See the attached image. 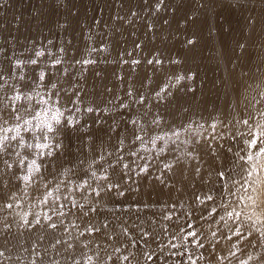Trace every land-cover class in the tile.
<instances>
[{"label": "rangeland", "instance_id": "1", "mask_svg": "<svg viewBox=\"0 0 264 264\" xmlns=\"http://www.w3.org/2000/svg\"><path fill=\"white\" fill-rule=\"evenodd\" d=\"M31 1H36L35 9L38 13L34 11L35 9L33 10L34 12H30V13L29 11L25 12L23 10L17 13L15 7L18 4V2L19 3L22 2L21 0H0V70L3 71L7 79L6 86L3 89H0V97H3L5 94L7 96H11L13 93H12L10 86L15 85L20 91L25 93L27 96L32 97L30 101L24 100V99L20 101H14L16 106L20 107V105L22 104H25V105L31 104L35 106L37 110H39L41 106L37 102L41 99L42 96L44 98H47V93H46L45 88L38 87L36 84H31L29 80V78H32V79L36 78V73L38 69H35L34 66H30L26 63L22 64L21 67L19 68H15L14 67L15 62L18 59L21 61H27L29 58H34L38 60L40 68L49 70V64L51 63V61L55 58H60L62 60V63L50 70L52 73H55V76L53 77V82L57 83L58 88H62L66 90V92L69 95H72V98L78 101V103H76L75 105L68 104L67 103L68 96L65 94V91L60 92V103L61 104L66 105L69 108L79 109V111L74 112L75 117L79 120V124H77L76 128L74 129L68 128L67 130H65L62 136L59 138L61 145H62L61 148L52 157L45 158L44 163L47 165V168L46 169L42 168V171L44 175L48 177L49 180L51 181L48 184L47 189L43 187L42 182H41V187L39 188V190H37L35 186H25L22 180H19L15 176H12L11 173H8L7 175L3 176L4 181L8 184V189H5V198L8 195L9 189H11L12 192L16 193L15 200L13 201L14 207H17V205L18 206L26 205L27 203H29L27 205H31L34 202L33 205H35L36 207L40 208L41 206L42 207L45 206L46 208L44 210L45 212L43 211L42 213H39V214L35 213L34 211L30 212L27 220L31 222L32 227L29 228L28 226L25 225L26 229L24 233H26L27 235H22V234L20 235L21 239L18 245L13 246V245H10L9 243H3V244L0 243V251H4L5 257H10L9 259L0 258V260L3 261V264H31V261L33 258H35L36 264H89L88 257L92 256L93 257L92 264H97V259L94 254L96 252H99L101 258L103 259V264H138L139 254L140 255L143 254V251L138 252V250L143 248L144 246L143 240L145 239V238L141 239V236L143 232H148L149 230L148 222L145 224L142 223L140 217L142 216V213L144 214L146 212H149V210H153V209L158 210L159 208L161 209L163 207L161 206L162 203L158 200V198H156L158 196L157 194H159V188L156 187L155 189V187L150 188L146 186V183L150 180L148 178L149 177L153 178L158 172L157 170L158 164L163 160L162 162H164L163 164L164 170L171 171L172 169H174L176 166L179 165L178 164L179 157L181 156H184L187 158H196V156L199 157L200 153L195 152V151L199 149L202 150L201 144L205 142H209L212 145L211 146L212 148L209 147V152L211 155H214L215 150L221 149L222 147H224V145H226L229 149L234 148L235 150H238L239 154L241 153L245 154L244 152L240 151V149L244 147L241 140L245 138V137L243 138L240 137L241 136L240 133H246V131H248V129L251 127L250 125H252V128H254L255 123L264 124V121H263L264 115H261V113H264V66H263L264 53H262L264 52L263 51L264 50L263 49L264 48V45H263L264 44V40H263L264 39V12H263L264 11V0L260 1L262 3V4L260 3V5L262 6L260 7V10H259L261 17L259 16L258 19L257 17L255 18V16L253 15L257 13V10L255 8L253 9L254 12L252 13L254 14L251 15L252 17L251 22L253 23L250 24L251 26L249 28L250 31L248 30L245 33L246 38L244 37L245 38L244 39V38L239 37V39L237 38L235 40H231L229 44H226L225 46H223L224 42L223 40H220V37L217 36L218 39L217 37H215L216 35H218L217 31H219V29H217V31H215L216 30L215 29L214 30L215 33L214 34L212 33L213 35L211 33L205 34V35H197L193 31L194 30L193 29L192 30L193 32L191 31L190 35H186V37L184 38L182 37L183 40H181V38L178 37V32H179V29L183 25H180V22H179L178 24L180 25V28H179V25L177 28L176 26L177 24L175 23L174 20H172V19L180 20L182 19V16L183 18H190V17L192 18L193 16V18L192 19L190 18V20L192 21L195 18L192 21L194 23L193 24L194 28L196 29L197 28L196 26H199L198 28L201 29L200 27L202 25L204 26V27L202 26V28H205V26L208 25V23H210L208 22L210 18H212L213 20L215 19V21L223 20L224 18L223 16L228 11L224 12L225 9H222L221 11L220 8L216 5L217 2H220V1L224 2L223 0H220V1L218 0H212V1L211 0L209 1L208 0H194L195 2L193 0H189L190 2L188 0H184V1L174 0V2L176 3H174L173 0L170 1V3L168 2V0H164L163 6L164 5L165 6L163 7L161 5L159 11H155L156 10L155 5L158 3V1L155 0L156 3L154 2V4L152 5V8H151L152 10L151 9L146 10L144 13L148 15L147 19L145 20L146 22L145 21L141 22L139 18L141 16L138 17L137 13L133 15L135 19L134 24L136 21V24L134 26L137 32H135L136 30L132 32V34L129 37H126V40L135 39L134 41H136V43L135 42L133 43V47L136 44L137 46L134 48L136 50H139L138 51L139 53L133 52L134 49L131 48L132 50L131 49L125 50V55H124V52H121L122 45L120 46L121 47L120 48L118 44L116 45L110 44L112 40H107V39H110V37H108V34L112 32V35L114 36V38L113 37L112 38L116 40L115 42L120 41L122 39V33L120 30H115L113 28L110 29L111 24H112L111 22L115 21V19L113 20L110 17H108L109 15L106 13V10L105 12L104 10L92 11L91 12L92 16H90V20L88 19V21L82 23V25L78 28L79 30L75 29L73 30L74 32L73 31L69 32V31L60 30L58 25L56 23H53L52 21L49 23L48 18H50V13L54 10H57L59 8L61 9L64 8L65 10L69 8L71 4V0H41V1L40 0H30V2ZM38 1L42 2V4L39 3ZM109 1H113V0H109ZM166 1L167 3H169V5L166 3ZM235 1L238 2L239 7L244 5L243 7H248V9H251V10L254 7V5L257 4L256 2L255 4H253L254 1L252 0H250L251 2H246L249 0H246L243 2L242 0H235ZM199 2L201 5L199 4ZM32 3H35V2H32ZM195 3H197L199 6H197ZM210 3L211 4L213 3V4L211 5ZM187 4L189 7L187 6ZM190 4H192L193 6L196 5L197 7L195 6L194 8ZM41 5H44V6H41ZM207 5L209 6L207 7ZM210 7H212V9ZM216 7L219 11H216L217 10ZM239 7L235 5V8L233 9L238 11L240 9ZM191 8L193 9V11L191 10ZM178 9L180 10L181 14ZM182 10L185 12L183 13ZM173 11L174 12L176 11V12L174 13ZM206 11L207 13H205ZM194 12L195 14L196 13L197 14L195 15ZM185 13H186V17H184ZM187 13L191 15L189 16L187 15ZM230 13L235 15V13L233 12H230ZM77 14L80 15L79 13H76V16H78ZM170 14L171 15L175 14V15L171 16ZM211 14H212V17H211ZM44 15H46V17ZM154 16L155 18L157 16L158 17L155 19ZM200 16L202 17V20L204 19L203 21L200 20L201 19ZM149 17L151 18V20ZM23 18L27 20V27L25 28L20 25L21 21L24 20ZM168 18H170L171 20L170 19L168 20ZM125 20L126 19L124 17L118 15L116 17V22L117 21L119 22H117L116 24L120 26V24L124 23ZM152 21L154 22V24ZM164 21L166 22L164 23ZM171 22L172 24H170ZM40 23H42L43 25L45 24L48 27V29L46 30L43 27H41L42 25H40ZM159 24H162L163 26V33L160 37L161 39L159 40H163L164 44L166 43L169 44L173 40V41H176L175 45L178 44L177 46L180 45V46L186 47L187 49H190L191 47V50L195 51L194 54L199 53L204 49V51L202 52H205L206 50L207 52L210 51L211 53L217 51V53L219 54V51H220L221 55L219 54L218 55L219 57L216 58V59L219 58L218 60H216L215 62L212 61V63L214 62L213 63L214 65L211 62H205L203 64V62L200 61L201 63L199 62L200 64L196 66H200L201 69L199 68L196 71L192 69L190 70L189 69L190 67H188L187 62L185 61H183L182 63L180 62L179 66L182 67L183 65V68L187 70L186 71L187 73L184 76V78L188 76L185 79L179 80V82L177 81L175 82L176 87L181 89L180 92L179 93H176L175 91L170 92L168 93L169 96L167 94V95L162 96V98L156 97L154 100V103H148L146 101L147 93L146 92L140 93L138 91V88L141 86V84H143L142 81L141 83L139 82V79L140 80L142 79V73H143V71H140L142 70L141 68H143L144 66H146V68L150 66L151 67L154 66L155 68L153 67L152 68L158 70L157 72H154V73L162 76L161 78H159V81L161 80L160 83H157L156 81L155 83L154 81H152V82H149V84L144 87V89H147L152 94L158 90V88L160 87L159 85L164 84V83L166 85L170 83L169 79L163 77V71H164L163 69L167 66H170L171 60H173V57H176V56L178 57V52L176 51L175 48L173 49V47L172 49L163 48L164 50L166 49L168 51L167 52L165 50L167 55L165 54L164 51H162L163 49L160 52L158 49L156 50L155 48L153 49L152 46L144 47V45H142L143 47H140L141 44H139V40H140L139 30L143 29L148 32L149 31L156 32V30H158L159 28L158 26ZM107 25L109 26V28L107 27ZM170 26H172L173 28H171ZM174 28L176 29L174 30ZM171 29L175 32H173ZM251 29L253 30L251 31ZM117 33L119 34L116 37ZM209 35L213 37H210ZM170 36L171 38H174V39H171ZM204 36H207L208 40ZM165 37L168 38V40ZM202 38H204L203 40H206V41H202ZM176 39H178L179 41ZM189 39L193 40L194 43L188 44L187 41ZM217 42L218 44H216ZM254 42L258 44L256 45ZM222 46L226 48H223ZM255 46H259V48L258 47L256 48ZM60 49H64V51L60 52L59 51ZM117 49H120L121 51ZM214 49L216 50L214 51ZM36 51L45 52V56L36 57L35 56ZM155 51L157 52L155 53ZM221 51L222 52L224 51V52L222 53ZM175 52L177 53V55ZM112 53L114 56L112 55ZM120 54L121 56H119ZM194 54H192V56L190 55L192 59L188 57V59L190 60V62L188 61L189 63L195 64V61L196 63H198L195 58L196 56H194ZM223 54H225L226 57L229 55L227 58L225 57L226 61L224 59L225 55ZM258 55L259 56L261 55V56L259 57ZM229 57L231 59H229ZM105 58L107 61L105 60ZM254 58L256 60H254ZM78 60H86V61H90V63L77 64L75 61H78ZM134 60L138 61V63H132V61ZM149 60L153 61V63L149 64L147 62ZM157 60L161 61L162 63H156ZM219 60L220 61L223 60L221 61L222 63L221 66L223 68L220 66L221 63ZM231 61L233 62V64L228 63ZM252 61L256 62L257 64L256 63L254 64V62ZM201 64H203L204 66ZM229 65L232 67L229 68ZM233 66L235 69L233 68ZM210 67L214 68L215 70L213 71H217L218 73L214 72L215 74L212 73V74L206 75L208 70H210L209 69ZM218 67L221 69H219ZM245 67L247 68L245 69ZM64 69H67V75L62 74V71ZM134 73L135 74L137 73V74L134 76ZM203 74H205V76ZM218 74L221 78L216 76ZM21 75L25 77L24 80L19 79ZM198 75L201 77H199ZM213 75L215 76V78ZM246 75L248 76L251 75V76L248 78ZM257 75H259L261 78ZM240 76L241 77L246 76L248 80H251V82L249 81L250 82L249 84L253 85L252 92H251L252 96L251 98H249V101L247 103L246 102L243 103L245 105L240 103V101L237 99L239 93L237 94L236 91L238 88L237 92H239V86H236L238 83V81L236 80L241 78ZM199 80L203 83H201ZM226 80L228 82H226ZM233 80L235 81L233 82ZM212 81H213V84H212ZM26 83L29 84V87H24ZM212 85H215V86H212ZM229 87L231 89H229ZM200 88L202 91L200 90ZM231 91L233 95L231 94ZM76 93H78V95H75ZM129 93H131V95H129ZM191 94L194 96H192ZM201 94H204V95H201ZM187 95H189L188 97L192 96L193 98L198 99V100H195L193 104L189 103L187 101V99H189L188 97H186ZM201 96L203 97V99ZM141 97H143L144 99L143 103L139 102L141 100ZM230 97H232V99ZM233 97L236 100V102L234 101ZM178 98H181V99H178ZM230 99H231L230 101L231 104H229ZM168 100L170 101L171 104L167 102ZM226 100L228 101L227 104H226L227 102ZM232 102H233V105L235 104L237 106L235 105L233 106ZM0 103L12 104L13 101L3 100V101H0ZM239 103L240 105H242V107L240 106V109H239ZM259 104L260 106H258ZM48 107L51 108L53 107V105L50 104ZM88 107L93 108L94 111L93 112L85 111V109ZM224 107L225 108L227 107L226 108L227 110ZM217 109L219 110L220 115ZM61 110L63 111V109ZM257 111H259V114L257 113ZM224 112L227 115L224 114ZM20 114L25 119H30V116L27 113H25L23 110H21ZM233 114H236L234 115L235 117L233 116ZM221 117H224V118L221 119ZM243 119H249L248 126H245L242 123L238 122V121H242ZM132 120L137 121V124L132 125L131 124ZM153 120H159V123L153 124L152 123ZM33 123L35 124V121H33ZM221 124L223 127L221 126ZM212 125H215L214 129L211 127ZM236 125L238 126V129H236L237 128ZM237 131H239V133ZM134 132L138 133L139 135L143 137V142L136 141L134 144L132 143ZM175 132H178L179 136L174 135L173 133ZM24 135L26 139L30 140V142L32 143L38 142V141L31 140V138L29 137L27 133H24ZM155 137H163L164 139L157 140L154 146L152 144V140ZM239 139H241L240 140L241 142L239 141ZM121 140L123 141V143H119V141ZM239 142L242 144L240 145ZM82 144H85V145H82ZM161 148H163L164 151H160ZM17 150L21 152V155L25 154L24 149H17ZM131 152H135L136 155L135 156L131 155ZM108 153H112V155H108ZM189 153H191V155H189ZM120 155H123V161L121 162V164H128L129 168L122 169L121 165H117L115 176L113 177V179H119L122 172H127L128 174L126 177L127 182H125L124 180H121L120 181L121 188L119 190L113 189L111 193L102 191L101 197L95 198L96 200L99 201V204L97 207V211L94 214H98L101 212L104 213L105 211L103 218L99 220L100 222L97 223V225L95 226L99 227V225L102 226L103 224L106 223L109 226L110 231L103 236L99 233L88 235V233L85 232V229L89 226L90 223L86 222L82 218L76 221V223L71 222L73 216L80 211L78 210V207L73 208L72 203L70 201L74 200L77 202L78 205L85 204L86 208L88 205H92L96 207L97 205L94 203L93 197L87 196L88 198L87 200H85L84 197L87 195V191L77 190L76 186L81 183L82 177L84 179H88L89 184H92L93 186L97 185L96 181L89 179L88 177L85 176V173H84V169L88 168V165L92 163L94 158L98 161V163L93 165V169H99L100 165L102 164L103 168L106 169L111 174L112 169L109 168V163L111 162L115 164ZM168 155H175L176 161L174 163L172 162L166 163L164 159ZM101 156H103V159H100ZM7 158L9 160V163H12L14 166L13 171H16V162L20 157H17L15 154H13ZM80 159L84 161L83 164L80 163L81 162ZM144 165L148 166V169H149L148 173L140 172V168L143 167ZM165 165H169L170 167L166 168ZM69 169H71L70 172L68 171ZM25 172H26V168L22 167L21 170L17 173V175L22 177L25 174ZM52 174H57L58 178L53 180ZM99 174L100 172L98 171V175ZM261 175L264 176V173H262ZM99 183H103V181ZM235 187L237 188V190H235L236 188H233V193L235 192L234 193L235 197L232 203L231 211L235 210L241 213L240 222L241 223L247 222L248 216H252L253 219H255L257 216L264 219V203H260L258 201L256 206L252 205L251 201L247 200V194L240 187V184H237ZM47 191H51L52 195L47 196L48 203H44L43 200L46 196ZM119 191H123L124 195H119L118 194ZM224 196L226 197L227 195H223L222 199H224ZM65 197H67L68 199L66 200ZM242 197L243 199H241ZM149 198L151 199L149 200ZM61 205H63V207H61ZM69 209H71V211H69ZM8 210H11V209H3L0 211L1 218L7 213ZM60 212H63L65 215L63 216L59 215ZM135 213L140 214L139 215L140 217L138 215L136 216ZM94 216L95 215H93V217ZM46 217H51V220L46 219ZM36 219L40 220V224L38 225L36 224ZM124 221L125 222L132 221V225L125 226V227L118 225ZM50 223H56L58 227L53 229L49 227ZM226 224L229 228L225 230L223 234L226 236L234 237L233 233L235 231V225H234L233 220L229 219L228 216H227ZM125 228L128 229V232L130 236L132 237V239L136 241L135 247H131L130 242H129V237L124 234ZM229 229H232V230L230 231ZM82 232H84V235H81ZM216 233L217 235L214 238L215 239L214 245L220 244L222 242V235H220L219 232H216ZM29 234L35 235L36 237H33L32 239H25V238L31 237ZM2 235H0V238L4 237ZM245 235H247V231H245ZM108 236H111L112 239L109 240L107 238ZM250 237L251 236L243 240H248L250 239ZM200 239L207 240V238L205 239V236H201ZM57 241H60V243H57ZM176 241L177 242L175 243L178 244L180 240L177 239ZM202 242L204 243L205 247L195 248V246L191 243L180 241L178 245L182 243L184 244L183 245L184 247L182 248L180 247L178 249L173 248L174 250L172 251V253H176V254L173 255L171 253V256H170L171 264H174V263L175 264H178V263L185 264V262L186 264H189L188 262L189 254L193 257V259H195L196 256L198 255L197 256L198 258H196V264H200V263L202 264L203 262L198 261L199 255L203 256L205 253L204 251L206 250V242L204 241ZM68 244H72L73 247L68 248ZM97 244L100 245L99 248H97ZM186 244H188V246H186ZM115 247H120L121 251L115 252L113 250ZM223 247L227 249V251L219 252L218 256H219V260L221 261L226 260L228 261L227 262L228 264H242V262H245V261L247 262V264H260V261L255 259V257L258 256L257 253H254V254L246 253L245 248L241 247L240 245H237L235 247L233 246L230 247L224 244ZM33 248L36 249V251L39 253V256H35V257L33 256L32 254ZM184 248L185 249L188 248L187 251H185ZM102 249H106V251ZM179 251L180 252L185 251L186 253L184 254V256H180ZM129 252L134 254L130 257V261L123 260V255H128ZM108 255L112 256L111 260H108L107 258ZM249 255L253 256L254 259L249 261L248 260ZM172 258H173V261H172Z\"/></svg>", "mask_w": 264, "mask_h": 264}, {"label": "bare ground", "instance_id": "2", "mask_svg": "<svg viewBox=\"0 0 264 264\" xmlns=\"http://www.w3.org/2000/svg\"><path fill=\"white\" fill-rule=\"evenodd\" d=\"M22 2H18V4L16 5L15 9H16V12H20L21 10L25 11V12H34L36 11V1H31L30 0H21ZM41 1V0H40ZM38 1L39 3L42 4V2ZM158 1V0H156ZM170 1L172 0H168V2L170 3ZM184 1V0H183ZM182 1V2H183ZM189 1V0H188ZM194 1V0H193ZM209 1V0H208ZM212 1V0H211ZM220 1V0H218ZM224 2L220 1V2H215L216 5L220 8V10L222 11V9H225L224 12L228 11L222 18L223 20L221 21H215V19L213 20L212 18H210V20L208 22V25L205 26V28H202V26L200 27L201 29H199L198 27L199 26H196L197 28L195 29L194 26H193V19L192 21L190 20V18H183L182 16V19L180 20H176V19H172L175 21V24L178 28V23L180 22V25H183L181 28H180V25H179V32H178V37L181 38V40H183L184 37H186V35H190L191 34V31L193 30L195 32V34L197 35H205V34H214L215 31H217V29H219L218 32V35H214L215 37H220V40H223V46H225L226 44H229V42L231 40H235V39H239V37L241 38H244L245 37V33L246 31L249 30V28L251 27L250 24L253 23L251 22V15L254 14L252 12H254V8L257 10V13H255L253 16H255V18L258 17L261 15L260 14V7L262 5H260V1L261 0H252L254 1L253 4H255V2L257 3L256 5H254V7L251 9H248V7H243L244 5H242L241 7H239V4L238 2H236L235 0H223ZM243 1H246V0H242ZM32 2H35V3H32ZM37 2V3H38ZM155 0H147V2H145V0H113V1H109V0H71V4H70V7L65 9H57V10H54V11H50V18L49 19V23L52 21L53 23H56L59 27L60 30H63V31H69V32H72L73 30L75 29H78L82 23L88 21V19L90 20V16L91 15V12L92 11H102L106 10V13L109 15L108 17H110L111 19H115V21H110L112 24H111V27L110 29H115V30H120L121 33H122V39L120 41H117L115 42L116 40L113 39L114 36L112 35V32H110L108 34V37H110V39H107V40H112V42L110 44L112 45H116L118 44L119 47L122 45V51L120 49H117V50H120L121 52H124V55H125V50L126 49H131L133 48L135 53H139L138 51L139 50H136L134 47H136L137 45L135 44V46L133 47V43L136 41L132 40H126V37H129L132 32H134L136 29H135V24H136V21H135V24H134V17H133V13H137L138 17L140 18L141 22L142 21H145L148 17L147 14H144L146 10H149L152 8V5L154 4ZM174 2V0H173ZM181 2V3H182ZM186 2V1H185ZM190 2V1H189ZM188 2V3H189ZM192 2V1H191ZM195 2V1H194ZM198 2V1H197ZM202 2V1H201ZM241 2V1H239ZM246 2H251L250 0L249 1H246ZM46 3V2H45ZM156 3V2H155ZM167 3V1H166ZM165 3V4H166ZM169 3H167L169 5ZM176 3V2H174ZM173 3V4H174ZM204 3V2H203ZM172 4V3H171ZM185 4V3H184ZM183 4V5H184ZM197 6H199L197 3H195ZM200 4V2H199ZM211 4V3H210ZM213 4V3H212ZM211 4V5H212ZM242 4V3H241ZM248 4V3H247ZM252 4V3H251ZM262 4V3H261ZM40 5V4H39ZM179 5V4H178ZM192 5V4H190ZM194 5V3H193ZM192 5V6H193ZM195 5V6H196ZM201 5V4H200ZM235 5H237L240 9L236 11L235 9ZM38 6V5H37ZM41 6H44V5H41ZM163 6V4H162ZM165 6V5H164ZM163 6V7H164ZM171 6V5H170ZM173 6V5H172ZM181 6V5H180ZM188 6V4H187ZM186 6V7H187ZM195 6H193L195 8ZM196 6V7H197ZM204 6V5H203ZM209 5H207L208 7ZM215 6V5H214ZM247 6V5H246ZM250 6V5H248ZM40 7V6H39ZM65 7V6H64ZM185 7V8H186ZM189 7V6H188ZM184 8V7H183ZM199 8V7H198ZM201 8V7H200ZM212 9V7H210ZM35 9V10H34ZM167 9V8H166ZM174 9V8H173ZM181 9V8H180ZM188 9V8H187ZM205 9V8H203ZM217 9V7H216ZM232 9V10H231ZM263 9V8H261ZM34 10V11H33ZM152 10V9H151ZM150 10V11H151ZM170 10V9H169ZM177 10V8H176ZM179 10V9H178ZM191 10L193 11V9L191 8ZM190 10V12H191ZM196 10V9H195ZM201 10V9H200ZM208 10V8H207ZM156 11V10H155ZM172 11V10H171ZM183 11V10H182ZM203 11V10H202ZM213 11V10H212ZM216 11H219L218 9ZM215 11V12H216ZM220 11V12H221ZM37 12V11H36ZM174 12V11H173ZM176 12V11H175ZM174 12V13H175ZM180 12V10H179ZM185 11H183L184 13ZM189 12V11H188ZM189 12V13H190ZM204 12V11H203ZM214 12V11H213ZM212 12V13H213ZM219 12V14H220ZM230 12H233L235 13V15H233L232 13ZM264 12V11H263ZM38 13V12H37ZM47 13V12H46ZM76 13H79L80 15L76 16ZM168 13V12H167ZM178 13V12H177ZM193 13V12H192ZM201 13V12H200ZM207 13V11L205 12ZM23 14V13H22ZM36 14V13H35ZM43 14V13H42ZM45 14V13H44ZM153 14V13H152ZM181 14V12H180ZM195 14V12H194ZM197 14V13H196ZM195 14V15H196ZM199 14V13H198ZM215 14V13H214ZM222 14V13H221ZM232 14V15H230ZM122 16L124 17L126 20V22L124 21V23L120 24V26H118L116 23L119 22L117 21L116 22V17L117 16ZM171 15V14H170ZM169 15V16H170ZM175 15V14H173ZM171 15V16H173ZM178 15V14H177ZM187 15H189L187 13ZM191 15V14H190ZM189 15V16H190ZM193 15V14H192ZM46 17V15H44ZM152 16V15H151ZM179 16V15H178ZM203 16V15H202ZM205 16V14H204ZM214 16V15H213ZM217 16V15H216ZM27 17V16H26ZM25 17V19H26ZM44 17V18H45ZM107 17V16H106ZM107 17V18H108ZM158 17V16H157ZM156 17V18H157ZM161 17V16H160ZM177 17V16H176ZM186 17V13H185V16ZM195 17V16H194ZM201 17V16H200ZM211 17H212V14H211ZM218 17V16H217ZM261 17V16H260ZM43 18V19H44ZM150 18V17H149ZM155 18V16H154ZM155 18V19H156ZM171 18V17H170ZM168 18V20L170 19ZM180 18V17H178ZM193 18V16H192ZM191 18V19H192ZM199 18V17H198ZM214 18V17H213ZM254 18V19H255ZM24 19V18H23ZM22 20L21 21V26L22 27H27V20ZM110 19V20H111ZM121 19V18H120ZM160 19V18H159ZM162 19V18H161ZM261 19V18H260ZM47 20V19H46ZM139 20V19H138ZM139 20V21H140ZM151 20V18H150ZM158 20V19H157ZM167 20V21H168ZM171 20V19H170ZM197 20V19H196ZM199 20V19H198ZM202 20V17L201 19ZM204 20V19H203ZM202 20V21H203ZM44 21V20H42ZM108 21V19H107ZM109 22V23H110ZM146 22V21H145ZM151 22V21H150ZM153 22V21H152ZM160 22V21H159ZM166 21H164L165 23ZM170 22V21H169ZM200 22V21H199ZM198 22V23H199ZM206 22V21H205ZM204 22V23H205ZM138 23V22H137ZM197 23V22H196ZM207 23V22H206ZM205 23V24H206ZM48 24V23H47ZM142 24V23H141ZM146 24V23H144ZM154 24V22H153ZM163 24V23H162ZM162 24H159V28L158 30H156V32H152V31H145L143 29H140L139 30V44L140 47H143L142 45H144V47L146 46H152L153 49L155 48L158 49L160 52L163 48H168V49H173L175 48L176 51L178 52V57H173V60H171V64L170 66H167L165 67L163 70V77L164 78H167L170 80V83L166 84H161L159 85L160 87L158 88L157 91H155V93H150L147 89H144V87L146 85L149 84V82H152V81H156L157 83H160L159 81V78H161L162 76L159 75V74H155L154 72H157L158 70L157 69H153L155 68L154 66H150L148 68H146V66H144L143 68H141L142 70L140 71H143L142 73V79L140 80L139 79V82L143 84H141V86L138 88V91L140 93H144L146 92L147 95V99L146 101L148 103H154V100L156 97H161L164 96V95H167L168 93L170 92H173L175 91L176 93H179L181 89H179L178 87H176V84L175 82L177 81V77L178 76H185L186 75V69L183 68V65L182 67H180V62L182 63L183 61L187 62V65L188 67H190L189 69L191 70H198L200 68V66H196L198 64H200L201 62H203V64L205 62H211L212 61H216L218 59H216L217 57H219L218 55L220 54V51H219V54L217 53V51H215L216 49H214L215 52H207V50L205 52H202L204 51V49L199 52V53H195L194 54V50H191V47L190 49H187L186 47H183V46H177L175 45L176 41H173L169 44H164L163 40H159L161 39V35L163 33V26ZM172 24V22L170 23ZM203 24V23H202ZM40 25H42L41 27H43L44 29H48V27L42 23H40ZM50 25V24H49ZM152 25V24H151ZM197 25V24H196ZM137 26V25H136ZM146 26V25H145ZM169 26V25H168ZM30 27V26H29ZM57 27V26H56ZM57 27V28H58ZM107 27L109 28V26L107 25ZM154 27V25H153ZM166 27V26H164ZM171 28H173L172 26H170ZM204 27V26H203ZM258 27V26H257ZM141 28V27H140ZM152 28V27H151ZM157 28V27H156ZM169 28V27H168ZM259 28V27H258ZM149 29V28H148ZM161 29V30H160ZM176 28H174L175 30ZM216 29V30H215ZM58 30V29H57ZM79 30V29H78ZM114 30V31H115ZM151 30V29H150ZM155 30V28H154ZM153 30V31H154ZM167 30V29H166ZM165 30V31H166ZM172 30V29H171ZM215 30V31H214ZM253 29H251L252 31ZM173 31V30H172ZM171 31V32H172ZM178 31V30H177ZM176 31V32H177ZM192 31V32H193ZM250 31V30H249ZM60 32V31H59ZM74 32V31H73ZM137 32V30L135 31ZM170 32V31H168ZM167 32V34H168ZM175 32V31H173ZM172 32V33H173ZM262 32V31H261ZM260 32V33H261ZM258 33V34H260ZM114 34V33H113ZM119 33H117L116 37L118 36ZM165 34V35H167ZM176 34V33H175ZM194 34V35H195ZM212 34V35H213ZM217 34V33H216ZM58 35V34H57ZM135 35V34H134ZM164 35V34H163ZM193 35V33H192ZM262 35V34H261ZM103 36V35H102ZM176 36V35H174ZM210 36V35H209ZM255 36V35H254ZM55 37V36H54ZM74 37V36H73ZM107 37V38H108ZM113 37V38H112ZM120 37V35H119ZM167 37V36H166ZM165 37V38H166ZM173 37V35H172ZM183 37V38H182ZM189 37V36H188ZM200 37V36H199ZM203 37V36H202ZM207 38V36H204ZM210 37H213V36H210ZM217 37V39H218ZM251 37V36H250ZM26 38V37H25ZM94 38V37H93ZM106 38V37H105ZM134 38V37H133ZM137 38V37H136ZM163 38V37H162ZM171 38V36H170ZM240 38V39H241ZM246 38V37H245ZM244 38V39H245ZM260 38V37H259ZM119 39V38H118ZM168 40V38H166ZM171 39H174V38H171ZM204 38H202V41H206V40H203ZM214 39V38H213ZM243 39V40H244ZM248 39V38H247ZM256 39V38H255ZM165 40V39H164ZM170 40V39H169ZM178 40V39H176ZM201 40V39H200ZM208 40V38H207ZM251 40V39H250ZM258 40V38H257ZM256 40V42H257ZM264 40V39H263ZM262 40V41H263ZM171 41V40H170ZM179 41V40H178ZM219 41V40H218ZM110 42V41H109ZM209 42V41H208ZM212 42V41H210ZM216 42V41H215ZM242 42V41H241ZM178 43V42H177ZM186 43V42H185ZM247 43V42H246ZM255 43V42H254ZM138 44V45H139ZM208 44V43H207ZM215 44V43H214ZM218 44V42L216 43ZM220 44V43H219ZM243 44V43H242ZM251 44V43H250ZM256 45L258 43H255ZM254 44V45H255ZM261 44V43H260ZM264 45V44H263ZM216 46V45H214ZM219 46V45H218ZM221 46V45H220ZM222 46V47H223ZM252 46V45H251ZM139 47V48H140ZM151 47V48H152ZM204 47V46H203ZM228 47V46H227ZM256 48L259 46H255ZM262 47V46H261ZM112 48V47H111ZM121 48V47H120ZM150 48V50H151ZM213 48V47H212ZM219 48V47H218ZM223 48H226V47H223ZM247 48V47H246ZM106 49V48H105ZM146 49V48H145ZM148 49V48H147ZM193 49V48H192ZM195 49V48H194ZM206 49V48H205ZM222 49V48H221ZM220 49V50H221ZM232 49V48H231ZM264 49V48H263ZM115 50V49H113ZM132 50V49H131ZM166 50V49H165ZM164 49L162 51L165 52V54L167 55L166 51ZM260 50V49H258ZM257 50V51H258ZM154 51V50H153ZM175 51V50H174ZM213 51V50H212ZM245 51V50H244ZM264 51V50H263ZM120 52V53H121ZM157 51H155L156 53ZM168 52V51H167ZM172 52V51H171ZM198 52V51H196ZM222 52V51H221ZM224 52V51H223ZM222 52V53H223ZM262 52V51H261ZM119 53V52H118ZM163 53V52H162ZM161 53V54H162ZM173 53V52H172ZM176 53V52H175ZM242 53V51H241ZM264 53V52H262ZM261 53V54H262ZM192 54H194V56H196V60L198 63H196L195 61V64L194 63H189L190 60L188 59V57H190V55L192 56ZM226 54V53H225ZM223 54V55H225ZM232 54V53H231ZM256 54V53H255ZM258 54V52H257ZM256 54V55H257ZM113 55V53H112ZM164 55V54H163ZM173 55V54H172ZM175 55V54H174ZM177 55V53H176ZM189 55V56H188ZM221 55V54H220ZM248 55V54H247ZM255 55V56H256ZM110 56V55H109ZM114 56V55H113ZM112 56V57H113ZM116 56V55H115ZM121 56V54L119 55ZM154 56V55H153ZM229 56V55H228ZM227 56V57H228ZM259 56V55H258ZM261 56V55H260ZM259 56V57H260ZM223 57V56H221ZM226 55L224 56V59H225ZM226 57V58H227ZM263 57V56H262ZM116 58V57H115ZM114 58V59H115ZM145 58V57H144ZM256 58V57H255ZM254 58V60H256ZM258 58V57H257ZM108 59V58H107ZM117 59V58H116ZM119 59V58H118ZM160 59V58H159ZM167 59V58H166ZM172 59V58H171ZM190 59H192L190 57ZM194 59V58H193ZM223 59V58H222ZM229 59H231L229 57ZM106 60V58H105ZM260 60V59H258ZM263 60V59H262ZM261 60V62H262ZM107 61V60H106ZM112 61V59H111ZM189 61V62H188ZM193 61V60H192ZM201 61V62H200ZM220 61V60H219ZM223 61V60H221ZM220 61V63H221ZM226 61V59H225ZM236 61V60H235ZM148 62V61H147ZM200 62V63H199ZM213 62V63H214ZM254 62V61H252ZM103 63V62H102ZM212 63V64H213ZM218 63V62H217ZM219 63V64H220ZM227 63V62H226ZM228 63H232L233 62H228ZM238 63V62H237ZM256 62H254L255 64ZM260 63V62H259ZM201 64V65H203ZM239 64V63H238ZM252 64V63H251ZM257 64V63H256ZM107 65V64H106ZM186 65V63H185ZM184 65V66H185ZM214 65V64H213ZM211 65V66H213ZM222 65V63L220 64V66ZM235 65V64H234ZM237 65V64H236ZM253 65V64H252ZM204 66V65H203ZM207 66V65H206ZM209 66V64H208ZM228 66V64H227ZM246 66V65H245ZM251 66V65H250ZM259 66V65H258ZM263 66H264V62H263ZM187 67V66H186ZM198 67V68H197ZM217 67V66H215ZM222 67V66H221ZM225 67V65H224ZM232 67L229 65V68ZM238 67V66H237ZM236 67V68H237ZM252 67V66H251ZM219 68V67H218ZM223 68V67H222ZM228 68V69H229ZM234 68V66H233ZM247 67H245L246 69ZM253 68V67H252ZM261 68V66H260ZM259 68V69H260ZM162 69V68H161ZM201 69V68H200ZM204 69V68H203ZM208 69V68H206ZM210 70H208L207 74L206 75H209V74H212L214 72H217V71H213L215 70L214 68H209ZM221 69V68H219ZM235 69V68H234ZM244 69V70H245ZM255 69V68H254ZM126 70V68H125ZM160 70V69H159ZM217 70V68H216ZM252 70V69H251ZM250 70V71H251ZM263 70V68H262ZM202 71V70H200ZM207 71V70H206ZM204 71V72H206ZM213 71V72H212ZM227 71V69H226ZM232 71V70H231ZM238 71V70H237ZM257 71V70H256ZM162 72V71H161ZM190 72V71H189ZM188 72V73H189ZM193 72V71H192ZM198 72V71H197ZM203 72V73H204ZM224 72V71H223ZM235 72V71H234ZM241 72V71H240ZM247 72V71H246ZM259 72V71H258ZM127 73V72H126ZM132 73V72H131ZM139 73V72H138ZM218 73V72H217ZM216 73V74H217ZM242 73V72H241ZM137 74V73H136ZM134 73V76L136 75ZM215 74V73H214ZM226 74V72H225ZM232 74V73H231ZM247 74V73H246ZM251 74V73H249ZM262 74V73H261ZM259 74V75H261ZM100 75V74H99ZM205 76V74H203ZM257 75V76H259ZM97 76V75H96ZM199 76V75H198ZM214 76V75H213ZM212 76V77H213ZM218 77V75H216ZM226 76V75H224ZM248 78L251 76H248L246 75ZM246 76H240L241 78L237 79L236 81H238L237 85L236 86H239V92L238 91V88H237V91L236 93L238 95V100L240 101V103H244V102H248L249 101V98H251V92H252V86L251 84H249L251 82V80H248V78ZM255 76V75H254ZM91 77V76H90ZM188 77V76H187ZM185 77V78H187ZM201 77V76H199ZM203 77V76H202ZM209 77V76H208ZM223 77V76H222ZM236 77V76H235ZM234 77V78H235ZM253 77V76H252ZM260 77V76H259ZM99 78V77H98ZM141 78V76H140ZM184 78V79H185ZM210 78V77H209ZM215 78V76H214ZM221 78V77H220ZM227 78V77H226ZM257 78V77H256ZM261 78V77H260ZM108 79V78H107ZM211 79V78H210ZM219 79V78H218ZM251 79V78H250ZM253 79V78H252ZM86 80V79H85ZM91 80V78H90ZM100 80V79H99ZM131 80V79H130ZM209 80V79H208ZM215 80V79H214ZM217 80V79H216ZM232 80V78H231ZM254 80V79H253ZM96 81V80H95ZM198 81V80H197ZM200 81V80H199ZM210 81V80H209ZM235 80H233L234 82ZM250 81V82H249ZM260 81V80H259ZM97 82V81H96ZM155 82V83H156ZM201 82V81H200ZM199 82V83H200ZM207 82V80H206ZM226 82H228L226 80ZM255 82V81H254ZM257 82V81H256ZM261 82V81H260ZM198 83V84H199ZM203 83V82H201ZM211 83V82H209ZM225 83V82H223ZM235 83V84H236ZM258 83V82H257ZM256 83V84H257ZM207 84V83H206ZM212 84H213V81H212ZM229 84V83H228ZM263 84V83H262ZM135 85V84H134ZM151 85V84H150ZM179 85V84H178ZM230 85V84H229ZM227 85V86H229ZM233 85V84H232ZM231 85V86H232ZM251 85V86H250ZM206 86V85H205ZM212 86H215V85H212ZM230 86V87H231ZM255 86V85H254ZM260 86V85H259ZM126 87V86H125ZM203 87V86H202ZM201 87V88H202ZM208 87V85H207ZM210 87V86H209ZM229 87V89H231ZM200 88V90H201ZM206 88V87H205ZM228 88V87H227ZM163 89V91H161ZM203 89V88H202ZM210 89V88H209ZM228 89V90H229ZM263 89V87H262ZM147 90V91H145ZM214 90V89H213ZM233 90V89H232ZM235 90V89H234ZM134 91V90H133ZM136 91V90H135ZM137 91V92H138ZM185 91V90H184ZM202 91V90H201ZM212 91V90H211ZM259 91V90H258ZM257 91V92H258ZM157 92H160V96H156V93ZM208 92V91H207ZM224 92V91H223ZM230 92V91H229ZM235 92V91H233ZM255 92V91H254ZM145 93V94H146ZM184 93V92H183ZM197 93V92H196ZM195 93V94H196ZM204 93V92H203ZM210 93V92H209ZM214 93V92H213ZM219 93V92H218ZM263 93V92H262ZM182 94V93H181ZM180 94V95H181ZM194 94V93H193ZM231 94H232V91H231ZM236 94V95H237ZM261 94V93H260ZM177 95V94H175ZM192 95V94H191ZM201 95H204V94H201ZM233 95V94H232ZM235 95V96H236ZM255 95V94H254ZM169 96V94H168ZM174 96V95H173ZM189 95H187L186 97H188ZM194 96V95H192ZM188 97L189 99H187V101L189 103H194L195 100H198V99H195L193 97ZM206 96V95H205ZM181 97V96H180ZM183 97V96H182ZM198 97V96H197ZM202 97V96H201ZM200 97V98H201ZM256 97V96H254ZM172 98V97H171ZM175 98V97H174ZM232 99V97H230ZM263 98V97H262ZM159 99V98H158ZM178 99H181V98H178ZM203 99V97H202ZM231 99L229 100V102L231 101ZM234 99V97H233ZM256 99V98H255ZM254 99V100H255ZM157 100V99H156ZM184 100V99H182ZM172 101V100H171ZM178 101V100H177ZM181 101V100H179ZM203 101V100H202ZM214 101V100H212ZM227 101V100H226ZM234 101L236 102V100L234 99ZM253 101V99H252ZM251 101V102H252ZM167 102L170 103V101L168 100ZM166 102V103H167ZM186 102V103H188ZM165 103V104H166ZM185 103V104H186ZM220 103V102H219ZM228 103V101L226 102V104ZM239 103V109H240V106L242 107V105H240ZM250 103V102H249ZM248 103V104H249ZM253 103V102H252ZM260 103V102H259ZM262 103V102H261ZM203 104V103H202ZM231 104V102L229 103ZM246 104V105H248ZM160 105V104H159ZM164 105V104H163ZM220 105V104H219ZM232 105H233V102H232ZM235 105V104H234ZM233 105V106H234ZM245 105V104H243ZM263 105V104H262ZM168 106V105H167ZM203 106V105H202ZM222 106V105H221ZM224 106V105H223ZM237 106V105H235ZM251 106V105H250ZM253 106V105H252ZM260 106V104L258 105ZM169 107V106H168ZM218 107V105H217ZM230 107V106H229ZM262 107V106H261ZM159 108V107H158ZM225 108V107H224ZM227 108V107H226ZM225 108V109H226ZM263 108V107H262ZM216 109V108H215ZM230 109V108H229ZM238 109V111H239ZM245 109V108H244ZM249 109V108H248ZM166 110V109H165ZM227 110V109H226ZM225 110V112H226ZM243 110V109H242ZM241 110V111H242ZM256 110V108H255ZM254 110V111H255ZM261 110V109H260ZM168 111V110H167ZM202 111V110H201ZM216 111V110H215ZM219 115H220V112L219 110L217 109ZM222 111V110H221ZM236 111V110H234ZM249 111V110H248ZM163 112V111H162ZM224 112V114H226ZM252 112V111H251ZM250 112V113H251ZM256 112V111H255ZM171 113V112H170ZM204 113V112H203ZM233 113V112H232ZM239 113V112H238ZM241 113V112H240ZM257 113L259 114V111H257ZM230 114V113H228ZM248 114V113H247ZM252 114V113H251ZM173 115V114H172ZM227 115V114H226ZM225 115V116H226ZM236 115V114H233V116ZM176 116V115H175ZM232 116V117H233ZM241 116V114H240ZM251 116V115H250ZM261 116V115H260ZM230 117V116H229ZM235 117V116H234ZM256 117V116H255ZM258 117V115H257ZM224 118V117H221V119ZM124 119V118H123ZM187 119V118H186ZM220 119V118H219ZM218 119V120H219ZM220 119V120H221ZM229 119V118H227ZM232 119V118H231ZM256 119V118H255ZM263 120V118H262ZM217 121V120H216ZM215 121V122H216ZM234 121V120H233ZM255 121V120H254ZM260 121V120H259ZM264 121V120H263ZM262 121V122H263ZM223 122V121H222ZM226 122V121H225ZM229 122V121H228ZM252 122V121H251ZM261 122V121H260ZM219 123V121H218ZM224 123V122H223ZM258 123V121H257ZM256 124V123H255ZM260 124V123H259ZM200 125V124H199ZM210 125V124H209ZM220 125V124H219ZM235 125V124H234ZM222 126V124H221ZM237 126V125H236ZM235 126V127H236ZM240 126V125H239ZM252 127V125H250ZM132 127V126H131ZM223 127V126H222ZM231 127V126H230ZM243 127V126H242ZM209 128V127H208ZM244 128V127H243ZM246 128V127H245ZM223 129V128H222ZM234 129V128H233ZM238 129V126L237 128ZM235 129V130H236ZM202 130V129H201ZM211 130V129H210ZM228 130V129H227ZM242 130V129H240ZM246 130V129H245ZM244 131V130H243ZM218 132V131H217ZM224 132V131H223ZM239 133V131H237ZM241 132V131H240ZM148 133V132H147ZM222 133V131H221ZM229 133V132H228ZM236 133V132H235ZM247 133V131H246ZM233 134V133H232ZM223 135V134H221ZM240 136V135H239ZM109 137V136H108ZM226 137V136H225ZM228 137V136H227ZM233 137V136H232ZM241 137V136H240ZM87 138V137H86ZM246 138V137H245ZM235 139V138H234ZM78 140V139H77ZM102 140V139H101ZM241 139H239L240 141ZM226 141V140H224ZM242 141V140H241ZM240 141V142H241ZM102 142V141H101ZM105 142V140H104ZM221 142V141H220ZM239 142V143H240ZM242 143H240L241 145ZM82 145H85V144H82ZM81 145V146H82ZM216 145V144H214ZM239 145V147H240ZM99 146V145H98ZM209 146L211 147V143L209 142H205L203 144H201V148L202 150H197L195 152H199V157L196 156V158H187V157H184V156H181L178 158V166H176L174 169H172L171 171H165L164 168H163V164L164 162H160L157 166V170L158 172L156 173V175L152 178V177H149L148 179H150L147 183H146V186L152 188V187H158L159 188V194H157L158 196L156 198H158V200L162 203L161 206H163L161 209L159 208L158 210H149V212H146V213H142V216L140 217L138 213H135V215L139 216L140 219H141V222L142 223H147L149 224V235L143 240V243H144V246L143 248H141L140 250H138V252L140 251H143V254L140 255L139 254V257H138V264H171V253L172 251L174 250L173 248H165L164 245L168 243L169 239L171 238V236L173 234H175L178 230L179 227H184V228H187V223L191 222L193 223L194 225H196L198 231L202 232L203 235L202 236H205L207 237V240H203L201 239L202 241L206 242V250L204 251V255L201 256L199 255V257H202V258H199V262H203L204 264H228L226 260L224 261H221L219 260V252H225L227 251V249H225L223 247L224 244L230 246V247H235L237 245H240L241 247H244L245 248V251L246 253H249V254H254V253H257L259 256H264V240H260V239H256V235L258 234H254V236H251L250 239L248 240H243V239H238L236 238L235 236L232 237L231 240L227 239V237L229 236H226L223 234V232L225 230H227L229 227L227 226L226 224V221H227V213L231 211V208H232V203L234 201V194H233V188H236L235 186L237 184H240V183H237V181H241V170H240V167H239V164L241 163L239 161V156L235 155L236 153H238V150H235L234 148L231 149V151H229V148L224 145V147H222L221 149L219 150H215V154L214 155H211L210 152H209ZM218 146V145H217ZM216 146V147H217ZM220 146V145H219ZM84 147V146H83ZM215 147V146H214ZM80 148V147H79ZM212 148V147H211ZM219 148V147H218ZM83 151V150H82ZM101 151V150H100ZM85 152V151H84ZM89 152V151H88ZM82 154V153H81ZM85 154V153H84ZM93 154V153H92ZM239 155H244V154H239ZM78 156V155H76ZM84 156V155H83ZM87 156V155H86ZM82 157V156H81ZM79 158V157H78ZM79 160V159H78ZM80 161H82V159H80ZM164 161L166 163H169V162H172L174 163L176 161V156L175 155H168ZM154 164V163H153ZM73 167V166H72ZM77 168V167H76ZM197 168H199V172H197ZM80 170V169H79ZM121 172V171H120ZM219 172H223V176H220L218 175ZM155 174V173H154ZM153 175V174H152ZM157 177H159V179H157ZM242 182V181H241ZM134 184V183H133ZM238 187V186H237ZM146 188V187H145ZM148 189V188H147ZM154 189V190H155ZM237 190V188L235 189ZM234 190V191H235ZM75 191V190H74ZM73 192V191H72ZM151 192V191H150ZM157 193V192H155ZM235 193V192H234ZM142 194V193H141ZM144 194V193H143ZM147 194V193H146ZM74 195V194H73ZM152 195V194H151ZM208 195H211L214 199L212 201H207L205 200V197L208 196ZM223 195H227L226 197L224 196V199H222ZM72 196V195H71ZM137 196V195H135ZM140 196V195H139ZM146 196V195H145ZM156 196V195H155ZM197 197L200 198V200H205V203L201 204L200 201L197 199ZM88 198V197H87ZM140 198V197H139ZM102 199V198H101ZM106 199V198H105ZM151 198H149L150 200ZM110 200V199H109ZM140 200V199H139ZM157 200V199H155ZM154 200V201H155ZM25 202V201H24ZM109 202V201H108ZM152 202V201H151ZM156 202V201H155ZM34 203V202H33ZM33 203L31 205H27L29 203H27L26 205H21V206H18L17 207H14L12 208L11 210H8L7 213L1 218L0 216V235L4 236L2 238H0V243L3 244V243H9L10 245H13V246H16L18 245L20 239H21V234L22 235H27L26 233H24L25 231V225H24V219H27L30 212L31 211H34L35 213L39 214V213H42L44 210H45V206L44 207H36L35 205H33ZM20 204V203H19ZM92 204V203H91ZM103 204V203H102ZM101 204V205H102ZM154 204V203H153ZM156 204V203H155ZM160 204V203H159ZM158 204V205H159ZM39 205V203H38ZM100 205V206H101ZM16 206V205H15ZM153 206V205H152ZM102 207V206H101ZM153 208V207H152ZM212 208H216L217 209V212L216 213H211V209ZM143 210V209H142ZM145 210V209H144ZM1 211V210H0ZM45 212V211H44ZM105 214V211L104 213L101 212V213H98V214H94L92 212H89L87 216H82L80 212H78L77 214H75L72 218V221L73 223H76V221H78L80 218L84 219L86 222L90 223L92 226H95L97 225V223H99L102 218H103V215ZM93 215H95L93 217ZM165 215H170L171 216V220H164L163 219V216ZM223 216L224 217V220L221 221L220 220V217ZM202 217V218H201ZM104 223V222H103ZM6 225H8V227H5ZM120 226H130L132 225V221H127V222H122L121 224H118ZM97 227V226H95ZM99 227H101L99 225ZM165 227H167V231H165ZM190 230V229H189ZM110 231V228L109 226L106 228V229H102V232L103 233H108ZM215 231V232H219L220 235H222V242L220 244H217L215 245V248L213 249V247L210 245L209 241L212 242V244H215V237H213L211 235V233ZM247 231V230H246ZM147 232V233H148ZM30 235V234H29ZM31 237L30 238H25V239H32L33 237H36L35 235H30ZM158 237V239H156ZM201 238V237H200ZM179 240V239H178ZM181 241V240H180ZM179 241V243H180ZM249 241H251V243H249ZM173 243L177 242L176 240H173L172 241ZM182 242V241H181ZM178 243V244H179ZM182 244V243H181ZM159 245V247H158ZM184 245V244H183ZM186 246H188V244H186ZM190 246V245H189ZM184 247V246H183ZM191 247V246H190ZM163 248V252H161V249ZM182 248V247H181ZM196 248V247H195ZM176 249V248H175ZM178 249V248H177ZM185 249V248H184ZM182 249V250H184ZM188 249V248H187ZM192 249V248H191ZM180 250V249H179ZM190 251V250H189ZM195 251V249H194ZM180 252V251H179ZM185 252V251H184ZM150 254L153 256V259L152 260H148L146 255L144 254ZM186 253V252H185ZM193 253V252H192ZM173 254V253H172ZM197 254V253H196ZM200 254V253H199ZM202 254V253H201ZM190 255V254H189ZM198 256V255H197ZM196 256V258H198ZM158 257V258H157ZM195 258V259H196ZM175 259V258H174ZM172 261H173V258H172ZM181 261V260H180ZM188 261V260H187ZM183 262V260H182ZM189 262V261H188ZM202 263V264H203ZM175 264V263H174ZM179 264V263H178ZM186 264V262H185ZM201 264V263H200Z\"/></svg>", "mask_w": 264, "mask_h": 264}, {"label": "snow or ice", "instance_id": "3", "mask_svg": "<svg viewBox=\"0 0 264 264\" xmlns=\"http://www.w3.org/2000/svg\"><path fill=\"white\" fill-rule=\"evenodd\" d=\"M147 2V0H145ZM164 4V0H158V3L155 5L156 11H159L160 6ZM135 15V13H133ZM51 43V42H49ZM188 44H193L194 41L189 39L187 41ZM60 52H63L64 49H60ZM36 57H44L45 52L36 51ZM77 64L90 63V61L86 60H78L75 61ZM28 64L30 66H34L35 69H38L36 73V78H29L31 84H36L38 87H43L46 90L47 98L43 96L37 102L41 107L39 110L36 109L35 106L31 104H22L20 107H17L14 101L31 100V96H27L25 93L20 91L15 85L10 86L12 90V95L7 96L6 94L3 97H0V101L9 100L13 101L12 104L0 103V210L3 209H12L14 207L13 201L15 200L16 193L12 192L9 189L8 195L5 198V189H8V184L4 181L3 176L11 173L12 176H15L17 179L22 180L25 186H35L37 190L41 187V182L45 189L48 188V184L51 182L48 177H46L42 171V168L46 169L47 165L44 163L45 158L52 157L58 150L61 148L60 137L68 128H76L77 124H79V120L75 117L74 112L79 111V109L69 108L66 105L60 103V92L65 91V94L68 96V104L75 105L78 101L72 98V95H69L66 90L62 88H58L57 83L53 82V77L55 73H52L50 70L55 68L56 66L62 63L60 58H55L49 64V70H45L39 67V62L37 59L29 58L27 61L17 60L15 62L14 67L19 68L22 64ZM132 63H138V61H132ZM149 64H152L153 61L149 60ZM156 63H162L157 60ZM63 75H67V69L62 71ZM20 80H24L25 77L21 75L19 77ZM184 79L183 76L177 77V82L179 80ZM7 84V79L2 70H0V89H3ZM24 87H29V84L26 83ZM163 91V89L161 90ZM75 95H78L76 93ZM131 95V93H129ZM156 96H160V92L156 93ZM140 103L144 102L143 97H141ZM50 104L53 107H48ZM63 109V111L61 110ZM21 110L27 113L30 116V119H25L21 116ZM87 112H93L94 109L88 107L85 109ZM67 113V115H66ZM264 115V113H261ZM35 121V124L33 123ZM14 122V123H13ZM245 126L249 125V119H243L242 121H238ZM153 124H158L159 120H153ZM132 125H136L137 121L132 120ZM213 129L215 125L211 126ZM24 133H27L31 140L38 141L36 143L30 142V140L25 138ZM38 133V135H37ZM176 136H179L178 132L173 133ZM241 137H247L242 140L244 145L240 151L244 152V155H239L236 153L235 155L239 156V164L241 170V181H237L240 183V187L247 194V200L251 201L252 205L256 206L257 202L264 203V176L261 174L264 173V124H255L254 128L250 127L247 133H240ZM215 138V137H213ZM163 137H155L152 140V144L155 146L157 140H163ZM136 141L143 142V137L138 133H133L132 143L134 144ZM119 143H123V141H119ZM210 147V146H209ZM17 149H24L25 154L21 155V152ZM160 151H164L163 148ZM231 151V149H229ZM15 154L17 157H20L16 162V171H13V164L9 163L7 157ZM108 155H112V153H108ZM131 155L135 156V152H131ZM191 155V153H189ZM103 159V156L100 157ZM123 161V155H120L115 164L109 163V168L112 169L111 174L103 168L101 164L99 169H93V165L97 164L98 161L94 158L92 163L88 165V168L84 169L85 176L89 179H92L97 182L96 186L89 184L88 179L81 178V183L76 186L77 190H86L87 195L84 197L87 200V196H92L94 199V203L97 205L96 207L92 205H88L87 208L85 204H77L76 201H70L72 203L73 208H77L80 211L82 216H87L89 212L95 213L97 211V207L99 201L95 198L101 197L102 191H106L111 193L113 189L121 188V180L126 181L127 172H122L119 179H113L116 172L117 165H121L122 169H128V164H121ZM81 164L84 161L80 162ZM26 168L25 174L20 177L17 173L21 170V168ZM165 167H170L169 165H165ZM91 169V170H90ZM69 172L71 169L68 170ZM98 171L100 174L98 175ZM149 169L147 165H144L140 168L141 173H148ZM197 172H199V168H197ZM218 175L223 176V172H219ZM57 174H52V179H57ZM159 179V177H157ZM103 181V183H99ZM71 182V181H69ZM119 195H124L123 191L118 192ZM234 194V193H233ZM51 191H47L46 196L43 200L44 203H48L47 196H51ZM67 200L68 198L65 197ZM197 199L201 204L205 203V200L212 201L214 198L211 195L205 197V200H200L199 197ZM243 199V197L241 198ZM63 207V205H61ZM71 211V209H69ZM217 209L212 208L211 213H216ZM59 215H65L63 212H60ZM227 216L229 219H232L235 225V231L233 235L238 239H247L249 236L256 235V239L264 240V219L257 216L253 219L252 216L247 217V222L241 223V213L235 210L228 212ZM202 218V217H201ZM46 219L51 220V217H46ZM164 220H171L170 215L163 216ZM220 220L223 221L224 217L221 216ZM250 222V223H249ZM36 224H40V220L36 219ZM24 225L29 228L32 227V224L29 220L24 219ZM75 226V225H74ZM5 227H8L6 225ZM49 227L55 229L58 227L56 223H50ZM108 225L105 223L101 227H95L89 224V226L85 229V232L88 235H93L94 233H99L102 236L105 233L102 232V229H106ZM190 229V230H189ZM230 231L232 229H229ZM247 230V235H245V231ZM165 231H167V227H165ZM124 234L129 237V242L131 247L136 246V241L132 239L130 236L128 229H124ZM84 235V232L81 233ZM149 235L147 232H143L141 239L146 238ZM203 235L202 232L198 231L196 225L189 222L187 223V228L179 227L177 232L171 236L168 243L164 245L165 248H180L183 247V244L173 243V240H181L184 242H188L193 244L195 247L203 248L205 247L204 243L200 239ZM213 237L217 235L215 231L211 233ZM109 240L112 239L111 236L107 237ZM207 237H205L206 239ZM158 239V237L156 238ZM227 239L231 240L232 237L229 236ZM60 243V241H57ZM210 245L215 248V245L209 241ZM218 243V241H217ZM251 243V241H249ZM86 246V245H85ZM54 247V245H53ZM72 244H68V248H72ZM100 245L97 244V248ZM159 247V245H158ZM106 251V249H102ZM115 252H120V247H115L113 249ZM187 251V249H185ZM163 252V248L161 249ZM33 256H39V253L35 248L32 249ZM176 253H173L175 255ZM185 252H179L180 256H184ZM97 259V264H103V259L100 256L99 252L94 254ZM134 255L129 252L128 255H123V260L130 261V257ZM146 255L148 260H152L153 256L150 254ZM234 255V253H233ZM0 258L9 259L10 257H5L4 251H0ZM108 260L112 259L111 255H108ZM158 258V257H157ZM202 258V257H199ZM254 257L249 255L248 260H253ZM255 259L260 261V264H264V256H257ZM189 264H196V259H193L191 255L188 256ZM89 264H92L93 257H88ZM0 264H3V261L0 260ZM31 264H36L35 258L32 259ZM242 264H247V262H242Z\"/></svg>", "mask_w": 264, "mask_h": 264}]
</instances>
